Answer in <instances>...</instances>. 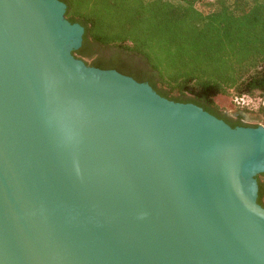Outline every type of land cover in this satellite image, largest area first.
Wrapping results in <instances>:
<instances>
[{
    "label": "water",
    "instance_id": "water-1",
    "mask_svg": "<svg viewBox=\"0 0 264 264\" xmlns=\"http://www.w3.org/2000/svg\"><path fill=\"white\" fill-rule=\"evenodd\" d=\"M59 0H0V264H264V126L74 55Z\"/></svg>",
    "mask_w": 264,
    "mask_h": 264
},
{
    "label": "trees",
    "instance_id": "trees-1",
    "mask_svg": "<svg viewBox=\"0 0 264 264\" xmlns=\"http://www.w3.org/2000/svg\"><path fill=\"white\" fill-rule=\"evenodd\" d=\"M85 29L74 55L244 127L216 98L264 101V0H59ZM262 116L264 105L255 111ZM256 127V126H254ZM264 207V174L257 177Z\"/></svg>",
    "mask_w": 264,
    "mask_h": 264
},
{
    "label": "rangeland",
    "instance_id": "rangeland-1",
    "mask_svg": "<svg viewBox=\"0 0 264 264\" xmlns=\"http://www.w3.org/2000/svg\"><path fill=\"white\" fill-rule=\"evenodd\" d=\"M261 100L259 98H256L252 104H250L249 108H242L241 106H238L235 102L234 99L230 97H224L220 96L216 98V103L218 107L226 114L230 116H235L236 114H243L248 121H251V118H255L257 114L255 111L258 110V107L260 106ZM252 122V121H251ZM262 122L261 119L258 120L257 122L253 123H258Z\"/></svg>",
    "mask_w": 264,
    "mask_h": 264
},
{
    "label": "flooded vegetation",
    "instance_id": "flooded-vegetation-1",
    "mask_svg": "<svg viewBox=\"0 0 264 264\" xmlns=\"http://www.w3.org/2000/svg\"><path fill=\"white\" fill-rule=\"evenodd\" d=\"M264 105V101H262V104L258 107V109H260L262 106ZM225 115H227V117H231V118H233L235 121H238V122H240V124L242 125V126H244V127H254V126H256V127H258V126H264L263 124H262V122H258V123H253V122H257L258 120H260L261 119V121H262V116H260V115H257L255 118H251V121H248L247 120V118L243 115V114H236L235 116H230V115H228V114H226L225 113Z\"/></svg>",
    "mask_w": 264,
    "mask_h": 264
},
{
    "label": "built area",
    "instance_id": "built-area-1",
    "mask_svg": "<svg viewBox=\"0 0 264 264\" xmlns=\"http://www.w3.org/2000/svg\"><path fill=\"white\" fill-rule=\"evenodd\" d=\"M256 98H252V97H249V96H244V97H241V98H235L234 99V102L238 105V106H241L242 108H249L250 107V104L253 103V101L255 100ZM262 102L263 100L260 99ZM262 103H260L261 105Z\"/></svg>",
    "mask_w": 264,
    "mask_h": 264
}]
</instances>
